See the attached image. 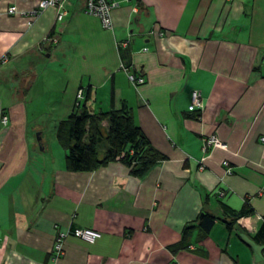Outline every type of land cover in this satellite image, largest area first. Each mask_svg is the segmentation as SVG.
<instances>
[{"label": "crops", "instance_id": "0c3cea01", "mask_svg": "<svg viewBox=\"0 0 264 264\" xmlns=\"http://www.w3.org/2000/svg\"><path fill=\"white\" fill-rule=\"evenodd\" d=\"M40 1L0 0V264H50L57 234L75 229L101 238H68L57 264H264V0H129L111 11L112 30L85 13L87 0H66L62 22L56 8L31 25L8 14ZM67 48L54 133L37 141L24 110L40 81L31 69ZM79 90L94 114L112 98L126 105L165 160L138 178L118 160L69 171L56 126ZM212 136L225 147L204 151ZM226 209L251 214L230 228ZM205 214L219 218L209 233Z\"/></svg>", "mask_w": 264, "mask_h": 264}, {"label": "trees", "instance_id": "16d2710c", "mask_svg": "<svg viewBox=\"0 0 264 264\" xmlns=\"http://www.w3.org/2000/svg\"><path fill=\"white\" fill-rule=\"evenodd\" d=\"M56 137L67 152L66 164L71 172H92L118 160L130 169L132 176L138 178L165 160L136 126L128 107L122 105L116 110L113 98L111 110L107 113L94 114L86 103L75 105L72 113L56 126ZM102 143L105 148L100 159L99 146ZM250 214L251 211L246 209L240 212L226 209L225 215L233 219L230 223L224 222L231 228L233 223ZM218 219L205 214L199 220V227L204 233H209Z\"/></svg>", "mask_w": 264, "mask_h": 264}, {"label": "built area", "instance_id": "2783aa9c", "mask_svg": "<svg viewBox=\"0 0 264 264\" xmlns=\"http://www.w3.org/2000/svg\"><path fill=\"white\" fill-rule=\"evenodd\" d=\"M66 0H41L38 6L28 12H20L16 7H10L8 9V14L10 16H22L24 18L30 19V25L32 23V19H36L41 15L44 10L49 8H56L57 13V21L62 22L68 15V12L64 8ZM129 0H87L85 13L100 19L102 26L106 30H112V17L111 11L114 8L120 6L123 2H128ZM49 42L56 44L58 40L56 38H48ZM121 47L126 48L129 45V41H125L119 43ZM147 51V49H144ZM121 69L126 73L130 83L138 88L141 85H144L146 80L144 77L136 76L133 72L132 67H126L122 64ZM84 99L83 90H79L77 94V103L76 106H79L80 102ZM204 105L202 102L201 93L198 91H193L191 93V105L189 107L190 113H199L202 111ZM8 123V118L3 117L1 124L6 126ZM264 142V138L262 139ZM209 147L214 148H224L225 146L222 142L215 136L208 138L205 141L204 151H207ZM74 237L88 244H94L97 240L101 238V233L90 230V229H75L68 231H61L57 234L51 254H50V264H57L60 259L64 256V245L68 238Z\"/></svg>", "mask_w": 264, "mask_h": 264}, {"label": "rangeland", "instance_id": "374dc122", "mask_svg": "<svg viewBox=\"0 0 264 264\" xmlns=\"http://www.w3.org/2000/svg\"><path fill=\"white\" fill-rule=\"evenodd\" d=\"M64 36H60L59 38L62 39ZM66 38V37H64ZM63 38V40H64ZM58 50H60L61 46H58ZM68 49V56L73 52V50ZM57 50V51H58ZM55 54V53H54ZM61 55V53H60ZM59 55V56H60ZM60 57H57L56 54L54 57L45 60V63L41 66H34L31 70L34 75L37 76V79L40 77V81L35 84L33 89V99L35 102L30 103L29 106L25 105L23 107L24 110H29L31 114H33L34 121L29 123V129L31 126L35 127L36 130V140L39 141L40 137L39 134L41 132H45V134L50 138V134L54 133V127L56 125V120L53 117L54 110L57 107V100L55 96H59L57 93L62 92L63 84L62 81V65L63 62L67 63L70 59H73V56L64 58L63 60H59ZM93 62V60H90ZM30 76L29 74L27 75ZM64 78V77H63ZM62 84V85H61ZM26 103V95L24 99V104ZM105 144L99 146V152L102 153L104 150Z\"/></svg>", "mask_w": 264, "mask_h": 264}]
</instances>
